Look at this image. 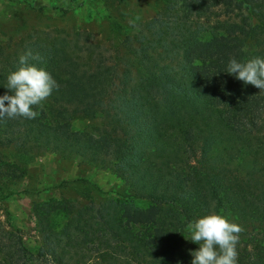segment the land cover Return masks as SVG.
<instances>
[{
  "label": "trees",
  "instance_id": "16d2710c",
  "mask_svg": "<svg viewBox=\"0 0 264 264\" xmlns=\"http://www.w3.org/2000/svg\"><path fill=\"white\" fill-rule=\"evenodd\" d=\"M25 37L0 60V96L29 49L59 88L35 119L0 117V145L79 156L128 193L99 207L42 205L44 220L59 210L66 223L43 228L33 250L0 221V264H191L189 225L213 214L240 226L238 264H264V186L253 182L264 172V91L223 72L232 58L264 57V0H170L126 39L122 68L88 34ZM78 118L103 127L74 131Z\"/></svg>",
  "mask_w": 264,
  "mask_h": 264
},
{
  "label": "rangeland",
  "instance_id": "374dc122",
  "mask_svg": "<svg viewBox=\"0 0 264 264\" xmlns=\"http://www.w3.org/2000/svg\"><path fill=\"white\" fill-rule=\"evenodd\" d=\"M169 1L0 0V60L11 62L12 46L30 32L65 31L90 35L122 68L128 59L126 39L160 14ZM101 127L100 119L72 122L73 130L79 132L95 134ZM0 163V221L21 231L29 250L41 245L43 228L51 225L60 230L66 223L59 210L44 220L42 205L55 201L99 207L112 201L114 194L128 193L110 169L76 155L8 144L0 145ZM253 182L264 186V172ZM132 201L139 208L149 205L145 200ZM224 217L237 224L233 217Z\"/></svg>",
  "mask_w": 264,
  "mask_h": 264
},
{
  "label": "clouds",
  "instance_id": "9594fccd",
  "mask_svg": "<svg viewBox=\"0 0 264 264\" xmlns=\"http://www.w3.org/2000/svg\"><path fill=\"white\" fill-rule=\"evenodd\" d=\"M41 62L39 54L26 50L19 57L20 67L7 76V89L12 94L0 96V117L9 119H35L43 102L58 90L59 85L53 76L44 68L30 61ZM226 72L242 81L264 91V57H254L247 61L229 60ZM239 225L230 222L221 215H206L189 225V240L199 245L191 252V264H238L237 244Z\"/></svg>",
  "mask_w": 264,
  "mask_h": 264
}]
</instances>
